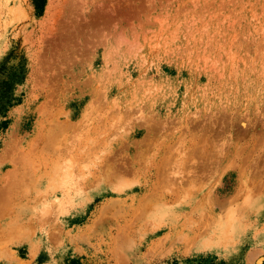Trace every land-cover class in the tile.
<instances>
[{
    "label": "rangeland",
    "instance_id": "obj_1",
    "mask_svg": "<svg viewBox=\"0 0 264 264\" xmlns=\"http://www.w3.org/2000/svg\"><path fill=\"white\" fill-rule=\"evenodd\" d=\"M0 264H264V0H0Z\"/></svg>",
    "mask_w": 264,
    "mask_h": 264
},
{
    "label": "bare ground",
    "instance_id": "obj_2",
    "mask_svg": "<svg viewBox=\"0 0 264 264\" xmlns=\"http://www.w3.org/2000/svg\"><path fill=\"white\" fill-rule=\"evenodd\" d=\"M34 147V146H33ZM53 161V160H52ZM125 226V225H124Z\"/></svg>",
    "mask_w": 264,
    "mask_h": 264
}]
</instances>
